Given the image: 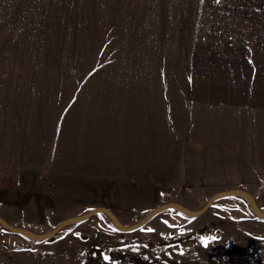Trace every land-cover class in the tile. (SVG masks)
I'll return each mask as SVG.
<instances>
[{"label": "rangeland", "instance_id": "rangeland-1", "mask_svg": "<svg viewBox=\"0 0 264 264\" xmlns=\"http://www.w3.org/2000/svg\"><path fill=\"white\" fill-rule=\"evenodd\" d=\"M45 3L0 0V264H264V191L237 181L263 165L264 30L24 14ZM94 122L146 157H110L121 177L43 166ZM33 141L56 146L28 166Z\"/></svg>", "mask_w": 264, "mask_h": 264}, {"label": "crops", "instance_id": "crops-1", "mask_svg": "<svg viewBox=\"0 0 264 264\" xmlns=\"http://www.w3.org/2000/svg\"><path fill=\"white\" fill-rule=\"evenodd\" d=\"M47 2L43 4L50 11H37L24 14H62V15H89V16H135L147 17L143 20V26L134 30L147 31H184V32H216V31H243L252 32L256 28L264 30V0H42ZM59 10V11H54ZM120 22V20H119ZM172 26V27H168ZM61 125L58 127L61 128ZM91 127L95 139H89L86 133L71 134L67 138V142L73 146L65 149V158L67 162L54 164L52 157L46 161L44 167H57L65 172L76 175H109L114 174V177H121L125 172L118 171L113 166V162L109 161L110 157L122 161L131 157L132 159H142L147 154H140V147H136L137 142L133 139H128L124 134L118 135V140L113 134L100 130V123L94 122ZM264 133V131H263ZM60 131H56L58 137ZM100 135L107 137L108 142H100L96 140ZM264 143V142H262ZM3 148L0 147V152L13 153L12 158L15 159L16 149L14 144L12 149L1 141ZM41 142L33 141L30 144L28 159L33 162L28 163V166H34V161L37 157H46L52 155L55 150L56 142L54 143L53 151L51 148L45 150L39 147ZM18 149V146H16ZM144 150L143 152H145ZM264 151V150H263ZM112 154V155H111ZM104 157L108 159L104 160ZM3 159V157H2ZM17 160L19 158L17 157ZM108 161V163H106ZM2 163V162H1ZM98 164L100 167L98 168ZM110 167V168H108ZM261 169L248 172L242 179L237 181L245 182L246 186L260 189L264 191V159ZM4 169L0 165V170ZM244 174V173H243ZM257 178L260 182L249 184L247 181ZM244 185V184H243ZM19 230V228H17ZM13 236L27 235V231H3ZM27 238L29 236L27 235ZM58 237H47L49 240L57 239ZM46 239V238H45ZM50 242V241H49ZM18 245L19 240L16 241ZM24 244L22 240V245ZM35 242L26 243L22 250L35 251ZM52 246V245H51Z\"/></svg>", "mask_w": 264, "mask_h": 264}, {"label": "water", "instance_id": "water-1", "mask_svg": "<svg viewBox=\"0 0 264 264\" xmlns=\"http://www.w3.org/2000/svg\"><path fill=\"white\" fill-rule=\"evenodd\" d=\"M215 198H216L215 196L212 197V198L206 203V205L202 208V210H206V209L209 207V205L214 201ZM5 225H6V227H7L9 230H11V231H19L18 229L14 228V227H11V226L8 225L7 223H6Z\"/></svg>", "mask_w": 264, "mask_h": 264}, {"label": "snow or ice", "instance_id": "snow-or-ice-1", "mask_svg": "<svg viewBox=\"0 0 264 264\" xmlns=\"http://www.w3.org/2000/svg\"><path fill=\"white\" fill-rule=\"evenodd\" d=\"M206 243V242H205ZM105 259H107V257H105Z\"/></svg>", "mask_w": 264, "mask_h": 264}]
</instances>
